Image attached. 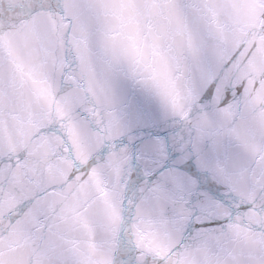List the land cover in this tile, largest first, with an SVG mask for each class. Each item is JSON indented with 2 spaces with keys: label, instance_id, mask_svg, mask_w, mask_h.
I'll use <instances>...</instances> for the list:
<instances>
[{
  "label": "snow or ice",
  "instance_id": "6c2138e0",
  "mask_svg": "<svg viewBox=\"0 0 264 264\" xmlns=\"http://www.w3.org/2000/svg\"><path fill=\"white\" fill-rule=\"evenodd\" d=\"M0 264H264V0H0Z\"/></svg>",
  "mask_w": 264,
  "mask_h": 264
}]
</instances>
